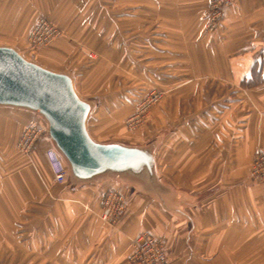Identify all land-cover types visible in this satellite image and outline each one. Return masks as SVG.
Returning a JSON list of instances; mask_svg holds the SVG:
<instances>
[{"label": "crops", "instance_id": "obj_1", "mask_svg": "<svg viewBox=\"0 0 264 264\" xmlns=\"http://www.w3.org/2000/svg\"><path fill=\"white\" fill-rule=\"evenodd\" d=\"M208 2L23 0L16 13L21 20L34 11H56L57 24L46 19L71 34L68 40L78 49L74 54L59 44L42 52L48 60L67 66L42 65L73 72L75 85L81 70L66 59L79 57L80 50L89 47L92 59L97 58L96 52L102 59L106 53L115 66L110 54L120 35L114 28L144 25L134 18L118 22L75 14L103 10L104 4L108 6L105 12L111 10V14L112 10L146 11V19L142 18L146 20V51L158 53L154 59L165 68L162 73L166 74L167 60H175L169 64L172 74L213 81L171 84L170 90L176 93L164 100L170 104L161 112L159 124L173 119L174 129L165 125L149 138H161L156 161L164 180L195 197L196 205L189 213L193 221L189 243L185 224L123 186L68 190L65 183H56L46 158L50 145L45 138L31 152V161L18 155L16 141L30 115L0 110V264H131L130 244L143 232L163 238L168 264H264V182L250 174L252 161L264 145V82L254 87L242 83L253 65L264 59V0H236L224 10L212 33L203 29ZM0 4L11 15L17 1L0 0ZM35 20L15 24L12 38L0 44H24ZM110 40L107 50L101 44ZM123 59L127 64L124 53ZM88 128L91 134L90 120ZM14 165L18 167L6 177ZM109 189L118 190L126 200L113 226L101 218V201Z\"/></svg>", "mask_w": 264, "mask_h": 264}, {"label": "water", "instance_id": "obj_2", "mask_svg": "<svg viewBox=\"0 0 264 264\" xmlns=\"http://www.w3.org/2000/svg\"><path fill=\"white\" fill-rule=\"evenodd\" d=\"M97 105L96 98L78 93L73 72L45 67L16 46L0 44V110L29 113L42 121L45 139L66 167V189L123 186L185 224L189 243L195 197L161 176L156 161L161 138L142 144L95 140L88 122Z\"/></svg>", "mask_w": 264, "mask_h": 264}, {"label": "rangeland", "instance_id": "obj_3", "mask_svg": "<svg viewBox=\"0 0 264 264\" xmlns=\"http://www.w3.org/2000/svg\"><path fill=\"white\" fill-rule=\"evenodd\" d=\"M16 1L17 4L14 7L15 12H13L11 15H6L3 9V12L0 13V43L7 42L9 37L12 38L11 35L12 27L15 24L20 25L21 22L28 24L29 22H33L35 18L37 20L39 17L50 19L55 24H57L56 22L59 21L58 19L55 18V14L57 12L56 11L54 12L52 10L48 13L46 12L47 14L43 12L41 13L39 11L36 12L34 11L31 14H29V16L21 20L16 15V13L17 10L20 8L23 0L22 1L16 0ZM101 7H103L104 9L103 10L92 9L91 11H87V12L84 10L80 12H75V14L78 17H83V19L97 17L102 20L105 17L108 18L111 17V20L114 21L119 20L118 22H122V20L134 18L135 21H138L140 23L141 21L144 22L143 26L129 25V26H119L118 28H114L117 30L116 33L119 32L118 35H120L119 38L115 40V47L119 48L120 50L122 49L125 55V60L127 62L126 70L128 72L126 71V72L116 73V71L114 72V70H112L110 84L107 85L108 79L107 76L104 77L103 70L105 67L109 65L111 67L110 59H108L109 54L108 55L106 53L102 54V56L104 57L102 59L100 58L101 54H98V52H96L98 55L97 58L92 59L90 58L91 57L90 54L92 51L89 50V47H83L84 50H80L81 51V54L79 55L80 58L75 56L72 58V60L71 59H66V60L69 62L71 61V63L75 62L76 69H78L79 71L81 70L79 72L80 74L78 73L79 78L76 80L77 82L76 88L78 87L77 88L78 92L80 91L79 93H81V95L84 97H88V98L95 97L100 102L96 112L90 119V128H91L90 130L92 136L96 137L98 140L99 139L105 140L106 138H113V137L114 138L121 137L123 141H128V142L135 141L136 143L140 142L139 144L145 143L146 140L147 141L149 140L151 135L154 136L158 134L160 131L164 130L165 125L167 126L166 128L168 130L174 129L173 119L172 121H170V123L159 124V118L161 112L167 111L166 108L170 104L169 101H166L164 103V100L166 98L168 99L169 96H173L176 93L175 91L170 90L173 87L171 86V84L175 82H181V83L199 82V81L208 82L213 80L203 77L199 78L198 80L192 75H186L182 73L178 75L172 74L169 71L173 70V68H170L169 64L173 63L175 60H167L168 64L166 65L167 66L166 74L162 73L161 71L165 70V68L160 67L158 60L154 59V56H157L158 53L156 52L155 54L153 51H151L149 54V52L146 51V20L142 19V18L146 19V11L112 10L113 14H111V10L110 12H105V7H108L106 4L101 5ZM207 8H208V4L206 10ZM221 20H219L218 22L220 23ZM218 22L213 30L206 29L205 28V25L207 23V17H206L203 25L204 31H206V33L215 32L219 25ZM114 31L115 30H113L112 34H116L114 33ZM70 36L71 34H69L68 36L65 34L63 30V32L61 31V34L57 38H55L52 42H50L47 45L40 46L39 48H31L26 43V39L24 41V44L18 43L20 45L16 47L20 51H22L27 58L36 59L37 61H40L41 64L44 65L46 64L50 67H52L53 65L54 66L58 65L59 67H63L67 65L58 64L48 60L47 59L48 54L42 55V52L47 51L49 48L53 46L55 47V45L59 44L63 47V49L67 48L68 52H70V55L74 54L73 51L78 50L76 47L77 44L72 42L71 40H68ZM60 40H64V41H60ZM59 41L62 43H60ZM111 44L112 42L110 40L106 42L104 41V43L101 45H103L104 47H106L107 50H109L110 48H108V46L110 47ZM56 59L60 60V58H56ZM176 62L180 64V61L177 60ZM257 62H263V67L261 69L259 77L262 80H264V59H259ZM146 71H151L153 73L146 74ZM251 76L252 75L249 74L247 78L251 79ZM257 76H258V71L254 67V77ZM83 77L84 79L82 80ZM247 78L244 79L242 83L245 80H247ZM256 81L258 82L259 78H257ZM246 85L250 86V84H246ZM130 118L131 119L137 118V120H139V122H135L133 124V127L131 126L132 128H130L127 123ZM150 118L153 120L149 123ZM30 154L26 155L18 150V155L23 156L24 160L26 161L30 160L31 158ZM16 167H18V165H14L10 169H8L5 176L8 177L9 173H13L14 170H16ZM251 176L252 178H254L253 174H251ZM117 221L113 225H116Z\"/></svg>", "mask_w": 264, "mask_h": 264}, {"label": "built area", "instance_id": "obj_4", "mask_svg": "<svg viewBox=\"0 0 264 264\" xmlns=\"http://www.w3.org/2000/svg\"><path fill=\"white\" fill-rule=\"evenodd\" d=\"M234 2L235 0H209L208 8L205 11L207 17L205 28L213 30L217 22L222 19L224 10ZM60 34L61 32L54 24L44 17H39L30 28L26 41L31 48H37L49 44ZM135 122H139V120L130 118L127 123L132 128ZM44 136V124L35 117H29L17 140L16 147L26 155L30 154ZM46 156L53 172L54 181L64 184L67 170L63 162L52 149L46 152ZM251 174L254 175V178L264 182V145L257 151L252 161ZM125 201V196L118 190H107L101 202L102 220L111 225L115 224L125 210ZM130 248L129 261L131 264H168L163 238L143 232L131 242Z\"/></svg>", "mask_w": 264, "mask_h": 264}, {"label": "bare ground", "instance_id": "obj_5", "mask_svg": "<svg viewBox=\"0 0 264 264\" xmlns=\"http://www.w3.org/2000/svg\"><path fill=\"white\" fill-rule=\"evenodd\" d=\"M3 12V5L2 4H0V13H2ZM57 27V26H56ZM58 28V27H57ZM59 29V28H58ZM59 31L61 32V30L59 29ZM29 32H30V29H28V31H27V34H26V38H27V36H28V34H29ZM26 43H27V41H26ZM40 47V46H39ZM39 47H37V48H39ZM112 54H110L111 55V59L115 62V66H113L112 64H111V67H110V65L109 66H107V67H105L104 68V77L105 76H107V79H108V82H107V85L108 84H110V79H111V72H112V70H114V72L116 71V73H121V72H126L127 70V68H126V63H124V59H123V53H122V51H118V48H113L112 49ZM22 52V51H21ZM23 53V52H22ZM91 58H93V55H91ZM110 62H111V60H110ZM128 72V71H127ZM78 91V90H77ZM79 93V92H78ZM27 114H29V113H27ZM30 115V117H35L36 119H38L40 122H42L39 118H37L36 116H34V115H31V114H29ZM45 126V125H44ZM46 130V129H45ZM20 136V135H19ZM19 138V137H18ZM44 138H45V136H44ZM18 140V139H17ZM16 143H17V141H16ZM263 146V145H262ZM261 146V147H262ZM260 147V148H261ZM259 148V149H260ZM16 149H17V147H16ZM51 149V148H50ZM258 149V150H259ZM18 150V149H17ZM54 151V150H53ZM55 152V151H54ZM252 165V164H251ZM250 171H251V168H250ZM110 190V189H109Z\"/></svg>", "mask_w": 264, "mask_h": 264}, {"label": "trees", "instance_id": "obj_6", "mask_svg": "<svg viewBox=\"0 0 264 264\" xmlns=\"http://www.w3.org/2000/svg\"><path fill=\"white\" fill-rule=\"evenodd\" d=\"M262 64V65H261ZM254 67L257 69V71H258V76L257 77H254ZM262 67H263V62H256L254 65H253V67H252V69H251V72H250V75H252L251 76V79H249V78H247V80H245L244 82H245V84H250V86H254V85H257V84H260V83H263L262 81H264V80H262L259 76V74H260V72H261V69H262ZM257 78H259V81L257 82L256 81V79ZM248 79H249V81H248ZM252 80V81H251ZM246 82H248V83H246Z\"/></svg>", "mask_w": 264, "mask_h": 264}]
</instances>
